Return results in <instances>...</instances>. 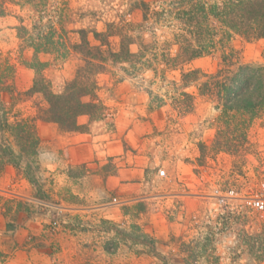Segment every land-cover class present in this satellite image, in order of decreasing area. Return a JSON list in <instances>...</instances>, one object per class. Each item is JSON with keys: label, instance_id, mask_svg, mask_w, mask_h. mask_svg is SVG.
Wrapping results in <instances>:
<instances>
[{"label": "rangeland", "instance_id": "1", "mask_svg": "<svg viewBox=\"0 0 264 264\" xmlns=\"http://www.w3.org/2000/svg\"><path fill=\"white\" fill-rule=\"evenodd\" d=\"M161 4L0 0V63L12 67L15 88L2 98L10 122L27 118L38 135L5 153L15 163L0 172V264H183L180 243L208 237L222 264H264V219L240 200L217 210L213 196L217 187L248 195L264 179V112L222 114L183 83L184 71L215 72L220 54L148 66L144 46L172 36L153 15ZM31 34L54 43L36 50ZM233 44L242 62L264 65V39ZM121 51L128 59L113 57ZM84 68L93 69L85 82L94 88L82 97L88 113L69 130L32 88L42 79L64 95Z\"/></svg>", "mask_w": 264, "mask_h": 264}, {"label": "trees", "instance_id": "2", "mask_svg": "<svg viewBox=\"0 0 264 264\" xmlns=\"http://www.w3.org/2000/svg\"><path fill=\"white\" fill-rule=\"evenodd\" d=\"M161 3L160 11H154L153 15L159 16L157 20L163 19V22H166L172 29V36L169 40L160 43L162 46L157 39H153L148 47L144 46L143 51L151 57L147 59L148 66L155 61H162L167 68H183L195 59L220 54V63L215 72L208 73L199 68L184 71L183 83L186 86L195 83L199 95L217 102V107L222 114L226 115L235 111L255 117L263 113L264 65L242 62L240 50L234 46L233 42L236 38L247 41L264 39V0H161ZM55 32L52 26L51 33ZM48 43L52 44L54 40L43 34L38 36L37 40L33 34L27 38V44L34 46L36 50L45 47ZM174 45L178 46V50L175 55H172L171 50ZM100 51L102 56L98 59L104 61L103 52ZM94 55L89 54L87 60L91 66L96 65L93 59L98 56ZM112 55L117 59L118 57L128 59L123 51L113 52ZM132 56L135 57V54ZM137 56H141V53ZM88 70L93 71L90 68ZM88 70L82 69V73L74 80V85L68 87L64 95L58 96L50 92L42 84V79H36L32 88V91L41 92L47 97L50 104L48 112L53 115L51 119L69 130L80 128L78 117L88 113V105L82 100L83 96L90 93L91 86L94 88L93 84L89 86L85 82L91 73H88ZM14 91L12 67L0 63V108L4 109L2 112L5 118L4 120L0 116V120H4L0 129L4 130V133L9 132L8 134L12 137V139L10 136L5 138L6 134L0 137L2 138L0 140V172L6 163H15L12 156H5V153L12 149V145L15 146L24 140L29 142L32 140L33 144L38 141L34 122L28 121L27 118L20 120L16 118L13 122L9 120L11 114L5 107L2 96L6 92L14 93ZM184 95L190 94L184 93ZM52 97L57 102H54ZM221 138L223 139V129L218 130L216 142L221 143ZM230 219L228 217L225 219L223 222L225 226L231 225ZM211 241L212 239L208 237L202 244L194 241L181 242L180 252L184 254L183 264H202L203 262L222 264L221 256L216 253ZM260 257H264V252ZM164 263L169 264L168 261Z\"/></svg>", "mask_w": 264, "mask_h": 264}, {"label": "built area", "instance_id": "3", "mask_svg": "<svg viewBox=\"0 0 264 264\" xmlns=\"http://www.w3.org/2000/svg\"><path fill=\"white\" fill-rule=\"evenodd\" d=\"M158 174L165 176L166 170L162 168ZM213 194L215 199L214 205L217 210L224 212L238 209L241 206L237 201L240 200L244 205H247L253 212L264 219V179L248 195L235 189H223L220 187L215 188Z\"/></svg>", "mask_w": 264, "mask_h": 264}]
</instances>
